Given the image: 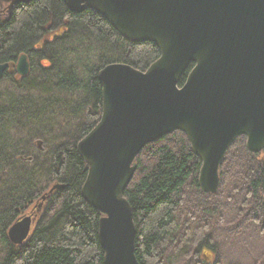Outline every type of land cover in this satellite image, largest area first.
Instances as JSON below:
<instances>
[{
    "label": "trees",
    "instance_id": "16d2710c",
    "mask_svg": "<svg viewBox=\"0 0 264 264\" xmlns=\"http://www.w3.org/2000/svg\"><path fill=\"white\" fill-rule=\"evenodd\" d=\"M22 53L29 72L15 79L5 72L18 93L0 101V264H103L101 214L81 197L87 165L76 143L100 117L98 71L114 62L144 70L159 50L127 41L89 8L74 12L62 0H31L8 11L0 0V63H15ZM33 72L40 76L30 81ZM59 117L72 128L63 130ZM26 127L25 136L11 134ZM40 142L49 143L44 151ZM134 161L124 197L139 264H223L219 246L243 241L260 246L264 261V149L251 152L238 136L221 160L214 193L199 188L200 159L181 131L144 145ZM24 215L34 216L28 236L13 244L7 229Z\"/></svg>",
    "mask_w": 264,
    "mask_h": 264
},
{
    "label": "water",
    "instance_id": "95a60500",
    "mask_svg": "<svg viewBox=\"0 0 264 264\" xmlns=\"http://www.w3.org/2000/svg\"><path fill=\"white\" fill-rule=\"evenodd\" d=\"M2 1L9 11L31 0ZM62 1L74 12L95 11L127 41L152 42L159 50L144 70L114 62L98 71L100 117L76 143L87 165L81 197L101 214L103 264H139L124 190L144 145L184 133L200 159L199 188L209 193L216 192L219 165L238 136L249 151L264 149V0ZM9 67L0 63V79ZM29 69L20 54L15 73L26 76ZM33 220L14 221L9 241L21 244Z\"/></svg>",
    "mask_w": 264,
    "mask_h": 264
},
{
    "label": "rangeland",
    "instance_id": "374dc122",
    "mask_svg": "<svg viewBox=\"0 0 264 264\" xmlns=\"http://www.w3.org/2000/svg\"><path fill=\"white\" fill-rule=\"evenodd\" d=\"M68 59L73 61L75 58H71L69 56ZM79 59L83 63V65H85L87 62V54H85L84 52H81V54L79 55ZM37 74H38L37 72H33V74H31L29 80L32 81ZM37 76H40V74H38ZM16 78H18V77L16 76ZM12 79H15V78L12 77ZM8 81H10V80L7 77H3L0 79V101H1V99L3 100L5 93H6V95H8L11 92H14L15 94L18 93L17 90L14 91V88L12 87V85ZM27 81H28V79H27ZM65 95H66L67 99L72 98L73 102H75V100L77 99L75 95L74 96H71L69 94H65ZM64 119H65L64 117H59L58 118V125H61L63 127L62 128L63 130L71 129L72 128L71 125L67 126V122H64V121L61 122V120H64ZM48 124H50V123H48ZM26 133H27V127L25 129L16 128V129H13V131H11V134L14 135L15 137L25 136ZM58 133H60L59 130L54 132L52 135L55 136ZM36 141H38V140L36 139ZM48 142L51 143L52 140L49 139ZM48 142L46 144H43L40 142L39 148H41L42 151H44V149H46L47 146L49 145ZM32 154L34 156H38L41 154V152L35 150V151H33ZM39 203H40L39 200H37L35 202V204H38V205H39ZM217 240H219V239L217 238ZM240 243H241V245H239V246H233V245L227 246V244H225V246H222V245L219 246V249L222 248L221 251L224 252V250H225V254H224V256H222L223 264H258V263L264 264V261L261 260L262 256H261L260 246H257V244L249 242V241H247V242L243 241ZM221 254H223V253H221Z\"/></svg>",
    "mask_w": 264,
    "mask_h": 264
},
{
    "label": "flooded vegetation",
    "instance_id": "af4514ba",
    "mask_svg": "<svg viewBox=\"0 0 264 264\" xmlns=\"http://www.w3.org/2000/svg\"><path fill=\"white\" fill-rule=\"evenodd\" d=\"M17 61V60H16ZM16 61H15V63H16ZM15 63H12V64H10V65H8V66H10L9 67V69L8 68H6L5 69V71H4V73H3V77H4V74H5V72L6 73H10L12 76L14 75V78H16V76L19 78V77H22V76H18L16 73H15V71H14V64ZM6 76H7V74H6Z\"/></svg>",
    "mask_w": 264,
    "mask_h": 264
}]
</instances>
